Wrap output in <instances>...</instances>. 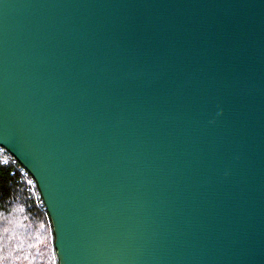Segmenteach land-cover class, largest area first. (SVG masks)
Returning a JSON list of instances; mask_svg holds the SVG:
<instances>
[{"label": "water", "instance_id": "95a60500", "mask_svg": "<svg viewBox=\"0 0 264 264\" xmlns=\"http://www.w3.org/2000/svg\"><path fill=\"white\" fill-rule=\"evenodd\" d=\"M0 148L59 264H264V0H0Z\"/></svg>", "mask_w": 264, "mask_h": 264}, {"label": "trees", "instance_id": "16d2710c", "mask_svg": "<svg viewBox=\"0 0 264 264\" xmlns=\"http://www.w3.org/2000/svg\"><path fill=\"white\" fill-rule=\"evenodd\" d=\"M20 167L0 155V264H59L41 194Z\"/></svg>", "mask_w": 264, "mask_h": 264}, {"label": "built area", "instance_id": "2783aa9c", "mask_svg": "<svg viewBox=\"0 0 264 264\" xmlns=\"http://www.w3.org/2000/svg\"><path fill=\"white\" fill-rule=\"evenodd\" d=\"M0 155L1 156H4L5 157V162L7 163V162H10L12 159H14L5 149H3V148H0ZM15 160V159H14ZM16 161V160H15ZM19 172H21V174L24 176V177H28V176H30L29 175V173L21 166L20 167V169H19ZM31 177V176H30ZM32 178V177H31ZM32 180H33V178H32ZM31 183V185L32 186H35L36 185V183H35V181L33 180V181H31L30 182ZM37 198L38 199H40V198H42L41 196H38L37 195Z\"/></svg>", "mask_w": 264, "mask_h": 264}]
</instances>
